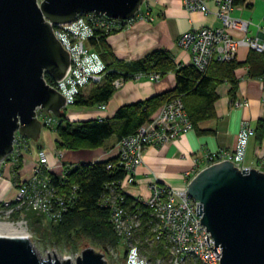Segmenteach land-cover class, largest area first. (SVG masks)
I'll return each instance as SVG.
<instances>
[{
	"label": "built area",
	"instance_id": "obj_1",
	"mask_svg": "<svg viewBox=\"0 0 264 264\" xmlns=\"http://www.w3.org/2000/svg\"><path fill=\"white\" fill-rule=\"evenodd\" d=\"M209 1L215 6L213 13L208 8ZM180 2L189 14L198 13L203 16L211 14L220 22L218 28H194L177 39V45L189 52L190 65L199 71H204L212 60L220 62L234 60L240 47L263 53L264 43L246 37L248 23L232 17L235 8L232 0H180ZM150 12L145 0L136 16L129 21L118 22L104 16L87 14L79 16L73 23L52 26L55 38L70 60L65 76L60 81L49 84L64 98L65 108L73 106L82 90L99 83L105 71L104 63L88 45V41L94 36V30L102 28L110 32L119 29L120 26L123 27L120 28L121 31L127 30L135 21L152 20ZM232 31L240 32L244 37L235 39L230 34ZM150 79L157 82L160 78L158 75H152ZM113 85L117 89L122 82L118 80ZM241 106L245 104H238V107ZM37 118L43 124L42 130L52 131L57 124L56 118L40 110L37 111ZM65 119L71 122L66 117ZM192 129L181 100L173 99L162 105L152 124L141 127L136 134L121 139L113 151L112 157L118 159L124 176L116 185L106 187L101 204L109 209L110 224L120 241L124 256L121 264H187L191 261L200 264H220L221 249L215 247L212 237L200 223V217L196 216L199 203L191 199L186 191L189 181L202 169L194 172L186 171L183 175L182 188L150 183L149 197L146 200L138 199L131 205L125 202V197L122 195L135 185L136 171L142 163L146 148L168 146ZM252 134L253 129L249 124H242L234 148L231 151L208 155L206 167L230 161L239 169H243L240 168V164ZM31 144H33L31 141L15 135L13 152L4 162L11 160L10 158H12L11 163L16 162L14 153L17 151L18 156L21 155ZM51 155L54 164H50V153L45 150L36 152L37 159L32 164L29 177L13 185L14 198L0 201L2 210H6L9 215L33 211L42 215L48 222L60 220L62 212L67 210L68 200L74 198L75 188L67 193L51 184L47 176L62 175L64 165L62 154L54 151ZM256 160L259 165L264 166V147L257 152ZM107 169H110V166ZM138 204H141L145 210L136 208ZM143 219L148 232L145 237ZM153 246L166 250V259L159 257L148 259L145 248ZM214 247L218 255L212 251ZM116 251L118 252L119 249ZM116 251L109 249L108 254L113 255L117 260Z\"/></svg>",
	"mask_w": 264,
	"mask_h": 264
},
{
	"label": "water",
	"instance_id": "obj_2",
	"mask_svg": "<svg viewBox=\"0 0 264 264\" xmlns=\"http://www.w3.org/2000/svg\"><path fill=\"white\" fill-rule=\"evenodd\" d=\"M144 1L0 0V166L13 152L15 135L32 143L39 140L43 124L38 110L56 119L63 115L65 100L45 77L60 81L70 60L52 26L73 23L87 14L129 21ZM186 191L199 203L196 216L221 249L220 264H264L262 171L239 169L230 161L212 164L189 181ZM215 247L212 251L217 254ZM0 264L106 262L103 254L90 248L74 262L40 258L28 237L0 236Z\"/></svg>",
	"mask_w": 264,
	"mask_h": 264
},
{
	"label": "trees",
	"instance_id": "obj_3",
	"mask_svg": "<svg viewBox=\"0 0 264 264\" xmlns=\"http://www.w3.org/2000/svg\"><path fill=\"white\" fill-rule=\"evenodd\" d=\"M247 0H232L234 7L246 5ZM120 28H123L120 26ZM114 29L106 32L102 28L94 30V36L88 45L96 52L104 63L105 71L101 80L82 90L73 104L76 109H93L108 103L116 91L115 81L127 82L141 76L158 75L163 78L172 72L175 76L173 90L148 100L133 103L119 108L114 116L104 120H87L69 122L63 113L52 130L55 135V149L58 152H83L102 149L106 152L114 149L109 142L113 139L116 145L121 139L132 136L144 126H149L155 119L158 110L166 102L180 99L192 128L204 121L215 118L214 104L217 101L216 88L227 83L230 85V95H234L237 78L235 71L247 67L248 76L264 82V59L262 54L252 51L245 64L230 61L212 60L204 71H199L192 65L176 66L170 54L164 50H154L137 61L131 63L119 62L106 43L108 36L121 31ZM48 84L51 80L45 77ZM85 91V92H84ZM204 133V132H203ZM253 136L258 149L264 146V119L258 120L253 128ZM28 150H25L27 152ZM22 156L16 168L21 167ZM110 166V169L107 167ZM264 173V166L260 169ZM124 176L116 157H110L95 163H79L76 166L63 165V174L47 176L53 186L69 193L75 188V195L67 202V210L62 212L57 222H48L42 215L33 211L16 212L11 215V222L24 220L44 243L60 246L74 251H80L82 243H87L96 252L108 253L109 249H119L120 241L113 232L110 224V212L101 204L106 187L116 185ZM128 205L136 199L122 194ZM136 208H145L138 204ZM146 213V212H144ZM148 232L143 219V236ZM142 241V240H141ZM86 248V246H85ZM82 250V249H81ZM148 259L157 257L166 259L167 253L162 247L145 248ZM123 262L124 256L119 258ZM187 264H200L191 261Z\"/></svg>",
	"mask_w": 264,
	"mask_h": 264
},
{
	"label": "crops",
	"instance_id": "obj_4",
	"mask_svg": "<svg viewBox=\"0 0 264 264\" xmlns=\"http://www.w3.org/2000/svg\"><path fill=\"white\" fill-rule=\"evenodd\" d=\"M146 5L151 11L152 20L135 21L127 30L113 33L106 39L108 47L119 62L131 63L154 50H164L170 54L176 66L190 65L189 52L177 45V39L194 28L220 27V22L211 14L208 16L189 14L180 0H146ZM208 8L211 13L215 11L212 1H209ZM232 17L248 23L246 37L264 43V0H247L246 5L234 8ZM230 34L235 39L244 37L237 31ZM252 51L247 47H240L236 54V63L244 65ZM262 56L264 59V51ZM247 70L245 66L235 71L238 81L234 95L229 94L230 85L227 83L216 88L217 101L214 104L213 120L199 123L191 132L168 146L145 149L142 163L136 171V183L126 192L129 197L146 200L150 195L148 186L152 182L182 188L183 175L186 171L194 172L205 168L208 155L231 151L242 124H249L253 129L258 120L264 119V82L250 78ZM174 87L175 76L172 72L157 82L152 81L149 76H141L122 82L106 105L90 110L74 109L65 112V117L71 122L110 119L119 108L162 95ZM238 104L245 106L238 107ZM54 141L55 135L52 131L42 130L37 143L31 144L27 153L21 154V167L17 169L14 166L15 173L9 172L8 175L5 172L0 173V201L11 200L14 197L16 183L29 177L32 164L37 159V151L45 150L50 153V164H54L51 155L56 151ZM114 142L112 139L108 143L109 146L115 145L114 149L108 152L96 149L88 152L59 153L63 155L64 164L67 166L95 163L112 157L117 146L116 143L113 144ZM260 149L252 134L248 139L240 168L260 170L262 165L256 160V154Z\"/></svg>",
	"mask_w": 264,
	"mask_h": 264
},
{
	"label": "rangeland",
	"instance_id": "obj_5",
	"mask_svg": "<svg viewBox=\"0 0 264 264\" xmlns=\"http://www.w3.org/2000/svg\"><path fill=\"white\" fill-rule=\"evenodd\" d=\"M74 109H76V108H74L73 106L66 107L63 110V112H70V111H73ZM48 115H51V114H48ZM42 138H43V136H42ZM25 153H27V152H25ZM17 156H18V152L16 151V153H14V158H16ZM19 158H20V155H19ZM10 159L12 160V158H10ZM11 160H7L6 162H4V164H2V166H0V173L1 174H2V172L3 173L5 172V174H7V175L9 172L15 173V167L14 166H17L19 162L16 161V162L11 163L10 162ZM11 215H9V213L6 212V210H2L0 208V223H8V224H13V225L21 224V226L25 229L26 233L28 234L29 240L33 244L36 254L40 258H47L48 256L52 258L53 256H56L59 260L69 258L72 262H74L76 257H78V255L84 249H88V248L91 249V247L88 246L87 243H84V244L82 243L81 245H79L82 247L80 248V251H78L77 253H75L74 251L72 252L69 249L64 248V247L48 245V244L44 243L40 237H38L34 234V232L30 229L29 225L24 220H19L18 222H11L10 221ZM85 246H86V248H85ZM116 255L118 257L117 260H116V257L114 258L113 255H109L108 253L104 254L105 257L103 259L105 260L106 264H121V260L119 259V257H121L123 255L121 248H119L118 252L116 251Z\"/></svg>",
	"mask_w": 264,
	"mask_h": 264
},
{
	"label": "bare ground",
	"instance_id": "obj_6",
	"mask_svg": "<svg viewBox=\"0 0 264 264\" xmlns=\"http://www.w3.org/2000/svg\"><path fill=\"white\" fill-rule=\"evenodd\" d=\"M0 236L29 238L21 224L13 225L8 223H0Z\"/></svg>",
	"mask_w": 264,
	"mask_h": 264
}]
</instances>
